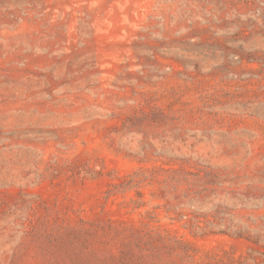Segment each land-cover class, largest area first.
<instances>
[{"label": "rangeland", "instance_id": "1", "mask_svg": "<svg viewBox=\"0 0 264 264\" xmlns=\"http://www.w3.org/2000/svg\"><path fill=\"white\" fill-rule=\"evenodd\" d=\"M0 264H264V0H0Z\"/></svg>", "mask_w": 264, "mask_h": 264}]
</instances>
